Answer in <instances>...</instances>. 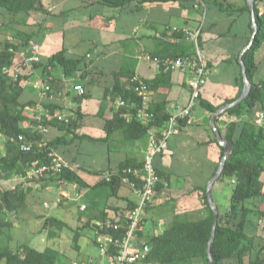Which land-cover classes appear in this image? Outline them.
I'll list each match as a JSON object with an SVG mask.
<instances>
[{"label":"crops","instance_id":"crops-1","mask_svg":"<svg viewBox=\"0 0 264 264\" xmlns=\"http://www.w3.org/2000/svg\"><path fill=\"white\" fill-rule=\"evenodd\" d=\"M43 2L46 11L18 16L33 18L34 21L27 22L32 28H24L5 40L23 46L22 35H33L28 45L40 44L43 63L25 65L21 52H17L10 74L19 73L22 77L19 100L30 105L26 108L27 118L32 110L39 114L49 111L71 117L70 127L64 122L47 121L44 136L50 143V150L66 159L70 170L90 185L124 165L140 166L147 149L148 134L142 136L139 128L128 126L130 121L114 106L115 93L128 91L131 77L137 75L151 85L150 106L159 121L167 115L178 114L190 101L192 74L182 70L163 73L150 56L192 53V41L175 27L181 30L202 28L201 49L211 62L208 82L192 112L193 122L182 125L181 131L170 138L168 150L156 158V167L163 179L173 178L186 185L176 186L173 209L161 205L167 201L166 194L159 195L148 206L145 229L136 245L151 246L154 236L170 226L174 214L187 212L190 216L204 207L200 200L201 189L213 178L221 163V144L213 142L212 118L215 113L206 109L201 101L222 107L238 99L244 90L240 56L253 35L251 8L250 11L244 9L249 1L128 0L120 5L106 4L104 0ZM61 50H65V57L71 60L68 65L73 70L69 73L57 61L48 63V59ZM256 60L259 67L253 80L257 84L264 83V44L257 51ZM43 83L49 84L51 91L44 93ZM76 84L84 85L85 95L75 91ZM216 122L223 137L233 122L239 125L251 122L258 128L264 127V103L258 102L251 113L225 111ZM164 123L155 129L162 130ZM23 125L27 128L35 126L36 133L39 130L37 122L33 124L26 120ZM108 125L113 129L111 134H108ZM261 180L264 190V174ZM49 182L57 183L52 179ZM71 184L81 187L69 183L70 188ZM122 187L128 188L120 191L125 208L128 202L135 204L137 194L126 183ZM195 187L198 190L191 192ZM84 189L85 193L76 199L85 197L88 189ZM223 196L226 194L221 187L214 195L219 207ZM228 197L231 198L230 190ZM112 200L116 199H110L108 205ZM85 202L86 199L81 204ZM260 205L264 210V202ZM109 213L112 215L113 212ZM247 226L248 239L255 241V246L259 245L264 238L263 225L259 230L254 229L251 222ZM263 258L264 250L256 247L245 256L244 264H253L256 259ZM101 260L99 253L98 259L92 258L88 263L99 264ZM225 264L240 263L237 258L230 257Z\"/></svg>","mask_w":264,"mask_h":264},{"label":"trees","instance_id":"trees-1","mask_svg":"<svg viewBox=\"0 0 264 264\" xmlns=\"http://www.w3.org/2000/svg\"><path fill=\"white\" fill-rule=\"evenodd\" d=\"M128 0H104L106 4L120 5ZM168 1V0H159ZM244 9L250 11L248 4ZM43 0H0V13H6L13 17H18L21 14L30 15L33 12L46 11ZM255 12L258 22V32L251 48L244 54V60L248 76L252 83L251 94L242 102L234 107L227 109L228 113H251L253 107L258 103H264V83H255L254 76L258 70L256 53L264 44V0H255ZM252 33L254 29L251 28ZM202 36V33H201ZM200 36V47L201 46ZM33 38V35H22L24 45L15 44L12 41L6 43L0 42V133L7 136V151L6 154L0 156V176L9 185L0 189V209L9 210L12 212L20 208H24L28 204V194L30 188H23L24 181L11 183L16 176L26 174L30 169L31 164L37 159L49 160L48 151L36 147L34 151L25 153L19 147L18 137L27 135L36 140L38 135L30 128L23 125L26 121L24 110L29 107V103H22L20 97V83L22 77L18 73L16 79L14 75L4 72V67L12 66L16 58V53L10 49L14 48L17 52H21L23 48L28 46V43ZM249 41L247 42L249 44ZM203 51V49H202ZM65 50L55 53L48 59V63L59 62L64 66L65 72L69 73L68 63L70 59L65 57ZM204 53V52H203ZM43 63L42 61L34 66ZM211 67V62L208 60ZM125 91L119 90L115 93L117 96ZM126 97L135 100L134 94L126 91ZM206 109L215 113L220 107L211 104L208 101H201ZM151 107V106H150ZM152 110V108H151ZM153 111V110H152ZM119 117V115L117 114ZM169 115L165 116L163 121H159V117L155 114L153 126L157 127L166 124ZM120 118V117H119ZM121 119V118H120ZM126 122L125 119H121ZM47 124V121H45ZM128 123V122H127ZM182 121V125H186ZM71 122L67 126H71ZM128 126H134L142 131V136L148 133V126L133 120L128 123ZM240 126V127H239ZM165 125L162 127L164 128ZM108 134H111L113 129L107 127ZM220 133L222 130L218 127ZM238 129L240 132L237 133ZM160 131V130H158ZM213 142L219 144L215 131L213 132ZM224 138L229 140L233 145L232 153L230 154L223 175L229 180H232L231 205L227 213L220 215L216 229L215 240L212 244V254L214 264H225V261L230 257H235L240 264H244L245 256L250 254L253 248L264 250V238L255 246L256 242L248 239L246 232L247 225L251 222L254 224V229L262 226L264 230V210L260 203L264 202L263 182L261 180L264 174V127H257L256 124L245 122L239 125L233 122L229 125ZM221 147V160L225 155V148ZM50 148V143L49 147ZM130 166L124 165L122 168ZM120 168V169H122ZM55 182L62 185L69 183H77L83 188H87L86 202L89 204L91 214L87 221L88 224L97 222L98 220H106L114 214H127L126 211L131 210L135 204L128 202L126 210L120 207L108 205L110 199H124L120 195L123 182L121 178L114 176L111 180L101 179L95 185H90L84 181L76 172L65 169L60 175L52 178ZM195 187L191 192L197 191ZM203 206L209 209L210 214L203 219L191 221L188 213H176L172 217V222L162 233L154 236L151 244V258L161 264H210L209 259V242L212 237L214 225V211L210 206L207 188L202 189ZM129 201L128 199H126ZM109 212H113L110 215ZM46 223L62 225L63 222L57 218H50ZM96 224V223H95ZM12 226V223L0 214V236L5 228ZM88 226V225H87ZM98 230V227L96 225ZM59 250L53 246H48L45 250H41L30 244L20 245L17 250L10 246H0V264H57ZM253 264H263L264 258L255 260Z\"/></svg>","mask_w":264,"mask_h":264},{"label":"built area","instance_id":"built-area-1","mask_svg":"<svg viewBox=\"0 0 264 264\" xmlns=\"http://www.w3.org/2000/svg\"><path fill=\"white\" fill-rule=\"evenodd\" d=\"M176 31L186 33L188 39L193 43L192 53L177 56H150L158 69L163 73L175 70L190 71L189 81L191 88V98L189 103L183 107L178 114L169 117L165 127L158 131L153 126L155 114L151 110V85L141 77L134 75L130 79L128 91L134 94L135 100L126 97L124 93L118 94L113 100L115 108L120 111L122 117L127 121L137 120L148 126V145L140 166H127L118 171H113L103 175L102 179L111 180L114 176L121 178L123 183L128 184L137 194L138 199L135 206L121 213L112 215L111 218L96 222L98 227L97 242L100 257L99 264H161L151 258V247L148 244L136 245V240L145 229V214L148 206L152 203L160 185L165 184V180L160 175L156 167V158L165 153L169 148L170 138L178 134L182 128V121L190 124L193 122V110L201 98L203 88L208 82L211 69L208 59L200 47V36L202 28L181 30L175 27ZM17 53L16 49L11 48ZM25 65H35L42 61L41 46L32 43L21 50ZM12 66L4 67L5 73L12 71ZM18 78V73H15ZM44 93L51 91L49 84H42ZM75 91L79 95L86 94V88L82 84L74 85ZM46 121L54 120L69 124L71 117L60 113L46 112ZM46 123H41L37 131L38 139L34 140L27 135L18 137L21 151L30 153L36 147L48 151L49 160L37 159L32 164L26 174H21L20 179L25 182L29 179L54 178L70 169L69 163L62 156L48 149L49 141L44 136ZM47 206L48 203L46 202ZM88 204L81 205L82 210H86ZM74 264H85L75 262Z\"/></svg>","mask_w":264,"mask_h":264},{"label":"rangeland","instance_id":"rangeland-1","mask_svg":"<svg viewBox=\"0 0 264 264\" xmlns=\"http://www.w3.org/2000/svg\"><path fill=\"white\" fill-rule=\"evenodd\" d=\"M32 20L34 21L33 18L25 16L13 17L6 13H0V40L6 43L7 41L5 42V40L11 35H16L18 31L24 28H32L31 25H27V22H31ZM25 113L26 109L24 110V115ZM25 117L26 120H29L33 124L36 122L37 124L39 123L38 126L46 121L45 114H39V112L34 110L30 112L28 118L27 116ZM30 129L36 133L35 126ZM36 131H38V129ZM7 140V136L0 133V156L6 154ZM50 180L51 178L29 179L25 182L20 179L19 176L13 179L11 182L13 185L15 181H24L25 185L23 188L25 190H27V188L31 189L28 194L29 201L26 207L20 208L15 212L0 209V214L12 223L11 227L3 230V234L0 236V246H10L14 250H17V248L20 245L23 246V244H30L41 250H45L48 246H53L59 250L57 264H74L75 262L88 263L92 258L98 259V230L96 228V222L92 221L93 223L90 224L86 222L88 221V217L93 215V211L91 214L89 204L86 210L81 209V202L85 201L86 194L85 197L81 199L82 201L76 199V197H80L82 193H85V189L83 187L76 188L73 184H71L70 188V185H62L58 182L52 183L49 182ZM164 180L165 184L160 185L152 202H154L159 195L165 196L166 194L167 201L163 202L161 205H168L170 209H173L176 186L180 183H185L186 185V182H180V180L175 181L173 178L171 180ZM210 181L211 179L207 181L205 187H207ZM232 183V180H229V178H226L222 174L213 186V192H215L216 195L217 190L221 191V187L226 194V196H223V200L220 203L221 207H219L214 197L215 194L212 192L214 203L217 205L218 209L221 208L219 216L227 213L230 209L231 199L228 195L229 190L232 193ZM9 185L11 184L5 182L0 176V189L1 187L6 188ZM127 189V187L121 188L122 191H127ZM159 192L161 194H158ZM46 202L48 203L47 206L45 205ZM111 202V206L117 205L122 210L126 209L125 202L121 199L116 198V200H112ZM121 202H123L122 205H119ZM166 210L169 211V208H166ZM208 214H210L209 209L203 207L200 211L192 212L188 217L191 221H197L205 218ZM50 218H57L61 220L63 224L46 223V220ZM261 245H263V243ZM261 245L258 247H261Z\"/></svg>","mask_w":264,"mask_h":264},{"label":"water","instance_id":"water-1","mask_svg":"<svg viewBox=\"0 0 264 264\" xmlns=\"http://www.w3.org/2000/svg\"><path fill=\"white\" fill-rule=\"evenodd\" d=\"M249 1V5L252 11V23H253V35H252V39L250 41V43L245 47V49L243 50L241 56H240V61L242 64V69H243V76H244V90L241 94V96L236 99L235 101L226 104L225 106L220 107L214 114L213 118H212V125L214 128V131L217 135V139L219 141V143L221 144V146H223L225 148V155L223 156L221 163L219 165V168L216 172V174L213 176V178L211 179V181L209 182L208 186H207V195H208V200L209 203L211 205V208L214 211V225H213V232H212V237L210 239L209 242V259H210V264H214V258H213V254H212V244L215 240V236H216V229H217V225H218V219H219V209L217 207V205L214 203V200L212 198V192H213V186L215 184V182L217 181V179L223 174L224 170H225V166H226V162L230 156V154L232 153L233 150V145L232 143L225 139L222 134L220 133L218 126H217V117L222 114L223 112L227 111V109L236 106L237 104H239L240 102H242L243 100H245L252 91V83L251 80L248 76L247 73V69H246V64H245V60H244V54L251 48L254 39L256 38L257 32H258V22H257V16H256V12H255V0H248Z\"/></svg>","mask_w":264,"mask_h":264}]
</instances>
